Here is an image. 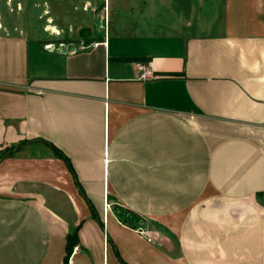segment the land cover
<instances>
[{
	"label": "crops",
	"instance_id": "obj_1",
	"mask_svg": "<svg viewBox=\"0 0 264 264\" xmlns=\"http://www.w3.org/2000/svg\"><path fill=\"white\" fill-rule=\"evenodd\" d=\"M13 1L0 264H63L73 228L68 264H264V0H70V48Z\"/></svg>",
	"mask_w": 264,
	"mask_h": 264
},
{
	"label": "rangeland",
	"instance_id": "obj_2",
	"mask_svg": "<svg viewBox=\"0 0 264 264\" xmlns=\"http://www.w3.org/2000/svg\"><path fill=\"white\" fill-rule=\"evenodd\" d=\"M27 0L26 3V9L28 10V7L30 3ZM80 1V0H79ZM98 3V6H102L104 0H95ZM108 4V0H106ZM41 6L37 8L36 12L28 11L27 17L23 21V24L28 29V36L40 38L46 43H51L54 47H69L70 48V0H41ZM14 6L13 0H0V11L1 9H4V7ZM110 9L111 11L114 9L115 5L118 4L120 7L123 6V3L120 1H117V3L113 2V0L110 1ZM30 8V7H29ZM14 9V7L9 8ZM17 9L19 10V7L17 5ZM24 9V7H23ZM100 8H97L95 10V13L98 14ZM121 16L124 15V12L122 9L120 10ZM14 14V13H10ZM90 15L92 13L90 12ZM102 21V20H101ZM91 23L90 20L88 22ZM101 22L99 18L96 19V21L92 22V31L95 34H98L100 36L103 35V31L100 30ZM108 34V30H107ZM30 36V37H31ZM76 36L72 35V38H75ZM74 42V41H73ZM79 43V42H77ZM129 218H137L132 214H128ZM138 219V218H137Z\"/></svg>",
	"mask_w": 264,
	"mask_h": 264
},
{
	"label": "trees",
	"instance_id": "obj_3",
	"mask_svg": "<svg viewBox=\"0 0 264 264\" xmlns=\"http://www.w3.org/2000/svg\"><path fill=\"white\" fill-rule=\"evenodd\" d=\"M50 149H52V151L54 152V154L57 157L64 159V161L66 163V166L68 167L69 171L72 174H74V172H73V170H72V168L70 166L69 161L62 155V153L58 149L54 148L53 146L50 147ZM79 191H80V194L84 196L83 191H82V189L80 187H79ZM90 210H91L92 217L94 219L98 220V217L96 216V214H95L93 208H91V206H90ZM121 221L124 224H128V222L126 220H124V219H121ZM98 222H99V220H98ZM77 231H78L77 228H73L66 236V253H65V256H64L63 264H68L69 257L71 256L74 247L79 245L78 238H77Z\"/></svg>",
	"mask_w": 264,
	"mask_h": 264
},
{
	"label": "built area",
	"instance_id": "obj_4",
	"mask_svg": "<svg viewBox=\"0 0 264 264\" xmlns=\"http://www.w3.org/2000/svg\"><path fill=\"white\" fill-rule=\"evenodd\" d=\"M145 66L143 65V64H139L138 65V70H140L141 72V74H140V77L141 78H146L147 77V75H148V73L145 71V68H144ZM109 206L108 205H106V208H108Z\"/></svg>",
	"mask_w": 264,
	"mask_h": 264
}]
</instances>
